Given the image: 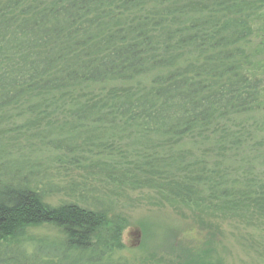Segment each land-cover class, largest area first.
I'll return each instance as SVG.
<instances>
[{
  "label": "trees",
  "instance_id": "16d2710c",
  "mask_svg": "<svg viewBox=\"0 0 264 264\" xmlns=\"http://www.w3.org/2000/svg\"><path fill=\"white\" fill-rule=\"evenodd\" d=\"M263 8L264 0H0V131L69 151L57 159V182L36 170L0 181V264H125L115 259L125 219L113 207L142 186L183 205L264 213L252 163L236 178L216 157L247 142L228 124L259 100L247 43ZM21 117V129L11 127ZM211 132L216 156L181 145ZM101 146L108 160L77 159ZM57 192L68 200L48 202ZM41 225L61 238L27 237Z\"/></svg>",
  "mask_w": 264,
  "mask_h": 264
},
{
  "label": "rangeland",
  "instance_id": "374dc122",
  "mask_svg": "<svg viewBox=\"0 0 264 264\" xmlns=\"http://www.w3.org/2000/svg\"><path fill=\"white\" fill-rule=\"evenodd\" d=\"M252 20V35L247 43V63L248 69L262 80L261 92L254 109L233 116L230 123H227L230 129L241 133L247 142L243 141L238 150L220 153L219 156L215 155L212 147V142L220 139L217 132H211L208 141L197 142V146L195 143L192 145L190 138H184L181 145L199 157L205 150L212 148L213 152L208 151L209 156H216L218 161H224L231 175L236 178H244V173H247L244 172L245 169L252 163V174L259 175L263 182L264 8ZM150 77L152 75H145L142 79L149 82ZM104 86L107 88L109 85ZM94 90L100 91V86L94 87ZM21 119L22 117L13 122L11 127L20 128ZM25 138L27 137L18 136L6 129L0 131V181L6 183L13 176L17 177L18 172L23 175L30 170H36L35 176L41 178L44 173L48 181L57 182V159H66L68 148L54 150L48 144L44 145L45 142L40 143L30 138L26 141ZM87 150L88 148H85L79 152L77 159L84 162L82 159L88 158V162L97 158L108 160L111 156L102 146L99 149L93 147L90 152ZM115 157L117 156L112 158ZM208 159L205 158L206 161ZM212 162L209 161V164ZM64 169L70 171L73 176L78 175V171L68 164L61 167L63 172ZM117 199L113 213L120 214L125 219L121 236L125 249L115 254L117 262L120 260L125 264H188L197 261L215 264H264V213L260 214L254 208L242 207L231 211L209 207L208 202L183 205L170 200L162 187L154 185L128 189L121 192ZM67 200L63 192L47 196V201L52 204ZM27 237L56 241L61 238V234L54 227L41 225L29 229ZM27 245L30 248L26 247L27 251L31 252L32 244Z\"/></svg>",
  "mask_w": 264,
  "mask_h": 264
}]
</instances>
